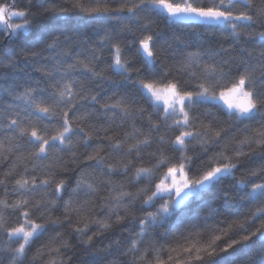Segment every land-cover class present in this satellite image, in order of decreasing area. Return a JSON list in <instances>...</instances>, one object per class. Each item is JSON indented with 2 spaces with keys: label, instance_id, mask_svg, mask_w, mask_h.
<instances>
[{
  "label": "snow or ice",
  "instance_id": "snow-or-ice-1",
  "mask_svg": "<svg viewBox=\"0 0 264 264\" xmlns=\"http://www.w3.org/2000/svg\"><path fill=\"white\" fill-rule=\"evenodd\" d=\"M156 18L227 34L231 43L193 44L183 31L165 39ZM0 35L19 41L15 53L0 50L7 57L0 69L11 70L0 74V164L10 162L0 172V264H73L77 248L90 257L86 264H234L222 254L253 237L264 241V0H70L62 7L0 0ZM20 56L32 71L19 67ZM108 70L135 91L102 95ZM204 104L243 125L242 137L224 139L215 119L195 111ZM229 178L235 183L226 188ZM213 189L220 195L205 201ZM189 198L198 208L169 224ZM217 199L224 212L256 207L243 220L209 223L224 215L213 207ZM205 207L210 215L201 219ZM125 221L131 226L103 243ZM156 228H165L159 239ZM248 264H264V247Z\"/></svg>",
  "mask_w": 264,
  "mask_h": 264
},
{
  "label": "trees",
  "instance_id": "trees-1",
  "mask_svg": "<svg viewBox=\"0 0 264 264\" xmlns=\"http://www.w3.org/2000/svg\"><path fill=\"white\" fill-rule=\"evenodd\" d=\"M26 2H27V0H18V5L20 7H24ZM53 2L56 4L57 7H62V6H66L67 4H69L70 0H53ZM33 10L35 11V9H33ZM63 19H67V17H64ZM128 23H129V21L127 19H125L123 21V24H128ZM109 26L120 27V25H117L116 21H112ZM155 31L163 33V36L165 39H168L173 32L183 31L184 33H186L187 39L193 44L200 43V44H204V45L212 44L214 46H218L220 43H223L225 46H227L229 43H231V40L227 36V34H224V33H215L214 34V33L208 32L205 28H194V27L193 28H186V27H184V25L170 27L162 19H159V18H156ZM133 32H136V27L133 28ZM123 36L127 40H131V38H132L131 34H129L127 32H124ZM32 38H34V36ZM162 42L163 41H160L158 43H162ZM18 43H19V41H17L15 38L10 39L6 35H0V50H2L3 52L15 53L16 51H18ZM41 47H43V45H41ZM172 47L176 48L177 45L173 44ZM45 55H47V53H45ZM0 59H4L6 61L7 57L0 56ZM18 63H19V67L21 69H24L25 71H32L31 68L27 66L23 56H20L18 58ZM172 63H173V61L170 59L164 61V65L170 66ZM139 65H140L139 57L134 56L133 57V68L138 67ZM159 66L160 65H158V67ZM101 67H106V66L101 65ZM10 71L11 70H9V69H0V74H2L4 72L10 73ZM107 74L111 78L112 82L102 85V87L104 88V92L102 93V95H111L113 92L122 93L125 91H135V89L132 88L130 83H127V84L124 83L123 78L116 76L115 74H113L111 72V70H108ZM33 75L38 76L39 74L33 72ZM17 76L19 78H22L23 72L18 71ZM132 79L133 80L136 79L135 72H133ZM2 95H3V99L5 101L9 100V97L6 94H2ZM140 102L148 110V112L152 111L151 107L145 101L141 100ZM97 107H99V106H97ZM206 109L208 111H210L212 115L205 116L204 113H205ZM195 111L197 112V114L200 115L201 119H205L206 121L210 120V119H215L219 123V126L223 127L226 130V132L224 134H222L224 139H229V138L234 137V136L242 137L243 125L237 126L234 120L229 121V117L227 116V114L219 111L217 108L212 107L211 105H208V104H204V105L197 106V109ZM246 123H248V122L246 121ZM161 131H163V129ZM221 144H223V140L221 141ZM195 150L199 151V147L197 146ZM215 150L218 151L219 146H216ZM80 151H83V149H80ZM245 151H247V148L245 149ZM64 158L68 159L69 157L67 155H65ZM9 163H10L9 161H5L2 164H0V172H2L3 170H6ZM255 163L256 162H253V164H251V165L245 163V166L241 167V169L236 172V177L240 178L241 174L245 172L246 168L254 167ZM129 176H131V173H129ZM116 179H124V178L123 177H116ZM256 182H260V181H256ZM234 183H235V181H233V180H231V178H229V179L224 181V187L231 188ZM147 185H148V181H146V180L141 181L139 184L133 185L131 187V190L135 191L136 188L145 187ZM250 188H251V185H249L248 190H250ZM149 194H150V192H149ZM219 195H220V193L216 189H213L211 191H205L203 194V199L205 201H212L214 196H219ZM230 196H232L235 199L237 197V194L235 192H230ZM65 198H67V196H65ZM262 199H264V198H262ZM160 203H162V201L157 200L155 207H159ZM199 204H200V201L189 198L188 201L181 204L174 211V213L172 214V216L169 219V224H179L181 219L190 218L191 213L194 212L198 208ZM222 204H223V201L220 199H217L213 202V207L220 209L221 212H224ZM155 207L148 208L147 210L148 211H155ZM255 207H256L255 203H245V206L240 207V208H238L235 204H233L232 206H230L228 208L227 212H224L223 216H216L214 218V220L209 221V223H214L215 220H220V219L243 220L244 216L249 213V210H255ZM237 212H239L241 215L240 216L234 215ZM61 213H62V208L53 210L52 215L53 216H60ZM142 214L143 213L141 211V205H140V202L138 201L136 204V215L140 216ZM208 215H210L209 209L205 207L201 212V219H203L204 216H208ZM15 219H16L15 216L10 217L9 223H14ZM260 222L261 221L259 219L256 220L255 226L258 227L260 225ZM130 226L131 225H130L129 221H125L122 225L114 228L111 233H109L105 237L101 238V240L103 241V243H108L109 239H114L117 235L120 234V231L122 228H127ZM94 230L95 229L93 228V231ZM252 230H254V228ZM49 231L51 232V229ZM56 231H60V229L57 228ZM163 231H165V228H156L154 230V232L152 233V237L159 239V237L157 236V233H162ZM47 235L48 234L41 237L40 240H38L36 242V244H34L32 246L31 252H33V253L35 252L36 247L41 242H43L44 240L47 239ZM125 235H127V233H125ZM229 235H231V233H229ZM152 237H149V239L146 241V243L151 242ZM5 240H6V237H4L2 233H0V241H5ZM227 240H228V237L222 236L221 241L219 243H221V246H223V242L227 241ZM72 243L75 244L76 241L73 239ZM100 245H101V241L98 240L97 246H100ZM262 247H264V241L259 240L257 237H253L252 241L248 242L247 244L236 245V246H234V249H229L228 253L222 254V255L230 254V258H231V260L234 261V264H248L250 259H259V253H260V250ZM68 254L71 255L72 253H68ZM77 254H78V258L73 260V264H82V262H83V264H86V262L90 259V257L87 255V253H85L83 248H77ZM30 255H31V253H30ZM45 259H47V258H45ZM107 259H112V256H108ZM121 259L123 261L126 258H121ZM4 264H7V259L4 260ZM25 264H28V262L26 261ZM103 264H106V261H104Z\"/></svg>",
  "mask_w": 264,
  "mask_h": 264
},
{
  "label": "rangeland",
  "instance_id": "rangeland-1",
  "mask_svg": "<svg viewBox=\"0 0 264 264\" xmlns=\"http://www.w3.org/2000/svg\"><path fill=\"white\" fill-rule=\"evenodd\" d=\"M17 22H19V21L17 20Z\"/></svg>",
  "mask_w": 264,
  "mask_h": 264
},
{
  "label": "water",
  "instance_id": "water-1",
  "mask_svg": "<svg viewBox=\"0 0 264 264\" xmlns=\"http://www.w3.org/2000/svg\"><path fill=\"white\" fill-rule=\"evenodd\" d=\"M186 202V201H185Z\"/></svg>",
  "mask_w": 264,
  "mask_h": 264
}]
</instances>
